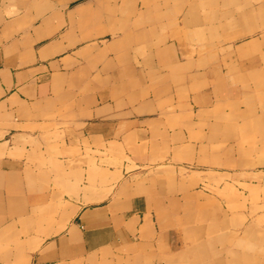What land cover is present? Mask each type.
<instances>
[{"label": "crops", "instance_id": "crops-1", "mask_svg": "<svg viewBox=\"0 0 264 264\" xmlns=\"http://www.w3.org/2000/svg\"><path fill=\"white\" fill-rule=\"evenodd\" d=\"M262 109L264 0H0V264H264Z\"/></svg>", "mask_w": 264, "mask_h": 264}, {"label": "rangeland", "instance_id": "rangeland-1", "mask_svg": "<svg viewBox=\"0 0 264 264\" xmlns=\"http://www.w3.org/2000/svg\"><path fill=\"white\" fill-rule=\"evenodd\" d=\"M243 34L245 37V33ZM261 113L264 114V109L261 110ZM254 128L255 125L253 127V123L251 122L249 131L250 136L249 138L245 139V144H249L250 148L252 149L250 152L252 165H250L247 171L256 172L258 175L264 176V122H261L260 128ZM234 181V188L230 189V191L234 190L237 193H241L244 191L251 192L254 194V196L251 200H249L250 207H254V203H257V205L260 204V208L261 206L262 208H264V186H262L261 189L247 190L244 184H238V179H235ZM256 194H261V200H254Z\"/></svg>", "mask_w": 264, "mask_h": 264}]
</instances>
